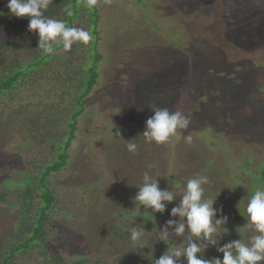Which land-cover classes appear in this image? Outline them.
Listing matches in <instances>:
<instances>
[{"label": "rangeland", "instance_id": "374dc122", "mask_svg": "<svg viewBox=\"0 0 264 264\" xmlns=\"http://www.w3.org/2000/svg\"><path fill=\"white\" fill-rule=\"evenodd\" d=\"M5 3L8 0H0V9ZM97 3L102 13V77L84 115L79 116L78 137L68 150L66 164L49 180L56 195L49 223L59 228L53 230L51 239L62 236L69 242L74 252L65 254L68 261L80 251L88 257V264L106 260L110 264H155L171 247H186L189 236L187 227L177 236L176 225H168L169 220L181 219L171 212L179 206L186 187H173L171 179L182 174L193 178L198 173L208 177L204 199L215 200L214 221L224 223L212 237L215 244L203 237L192 239L203 246L198 258L222 260L224 253L219 248L232 241L247 242L256 234L243 210L253 186L264 187L260 174L264 171V0ZM5 29L0 26V38L10 31ZM50 84L30 82L29 91L24 84V97L0 98V194L8 191L7 203L15 195L6 188L4 178L11 166L2 154L16 152L23 138L16 135L4 145L7 133L22 126L21 121L31 122L29 130L33 131L39 119L52 112V103L59 102L54 94L58 85L53 90L55 85ZM43 86L50 88L43 92L46 99L32 97L31 91L37 89L40 94ZM67 87L72 90L69 85L59 91ZM29 92L32 99L25 96ZM155 108L180 111L190 123L167 142H149L143 132ZM129 143L137 145L135 152L128 150ZM37 150L30 154L47 156V150L36 154ZM207 158L212 161L206 164ZM146 172L157 179L161 190L176 193V201L170 202L157 228L137 244L115 240L110 234L115 219L126 229L128 222L144 225L135 197ZM128 209L139 211L135 218L120 219L117 213ZM16 220V208L0 201V250L11 243L12 238L4 236L13 231ZM166 228L167 240L161 237ZM170 239L175 241L171 245ZM25 252L18 250L14 256L20 258ZM176 264H188L186 257L176 259Z\"/></svg>", "mask_w": 264, "mask_h": 264}, {"label": "trees", "instance_id": "16d2710c", "mask_svg": "<svg viewBox=\"0 0 264 264\" xmlns=\"http://www.w3.org/2000/svg\"><path fill=\"white\" fill-rule=\"evenodd\" d=\"M7 5L8 3H5L0 9V26H5L7 30L10 28V31L0 38V98L11 96L13 101L17 96L24 97V84L28 90L30 82L33 85L35 82L48 81L51 82L50 85H55L53 90L58 85L54 94L59 102L52 103L50 107L52 112L41 117L33 131L29 130L33 125L31 122L21 121L22 126L12 128L10 133H7L4 145L12 142L16 135H23V138L17 144L16 152L11 155L2 154L11 166L9 175L4 178L6 188L15 195V199L7 203L5 200L8 196L7 191L0 194V201L6 206L16 208L18 220L13 223V231L7 234V237L4 236L12 239L7 249L0 250V264H88V257L80 251L72 255L74 260L68 261L64 257L65 254L74 252L69 242L63 240L62 236L51 239L53 230L59 228H53L49 223V209L56 200L49 180L53 173L60 171L66 164L68 150L78 137L79 116L84 115L88 100L102 77L99 70L100 61L104 56L99 49L102 35L99 29L101 7L99 3L93 8L87 7V0H52L45 12L46 16L64 20L68 27H83L90 32L92 38L87 44L74 43L69 52H65L60 45L54 54L49 55L38 48V33L28 30L29 18L14 16ZM104 7L106 8L105 5ZM66 9L72 12L71 16L67 14ZM152 84L155 85L156 82L153 80ZM69 85L72 90L67 87L59 91L60 88ZM46 87H40L42 94H36L37 89L32 90V97L38 95L46 99L45 93L50 91V88ZM73 87H76L74 92ZM31 92L25 95L28 99H32ZM62 125H65V128H62ZM15 130L18 131L14 132ZM180 131L181 129H178L177 134ZM32 133L35 137L31 136ZM35 139L41 140L39 142ZM33 149H38L36 154L47 150V156H32L30 151ZM211 161L212 158L205 159L206 164ZM260 174L264 179V171ZM190 178H192L190 174L179 175L171 179L172 185L181 187ZM253 187L251 195L259 188ZM162 203L166 205V209L170 204L168 201ZM138 209L144 225L140 227L134 222H128L130 228L126 229L118 219H115L112 223L117 224H113L110 233L115 240L137 244L138 242H133L130 238L131 229H142L145 237L147 233L157 228L160 217L166 210L156 212L153 208L141 204H138ZM138 209H128L127 212L117 214L122 220L127 216L135 218ZM174 242L172 239L168 240L170 245ZM37 248L38 252L30 253ZM21 249L26 250L24 254H28L29 257H23L24 254L20 258L14 256L15 252ZM103 264L110 262L106 260Z\"/></svg>", "mask_w": 264, "mask_h": 264}, {"label": "clouds", "instance_id": "9594fccd", "mask_svg": "<svg viewBox=\"0 0 264 264\" xmlns=\"http://www.w3.org/2000/svg\"><path fill=\"white\" fill-rule=\"evenodd\" d=\"M52 0H8V9L19 18L28 17V30L37 32L39 36L38 48L45 54H54L56 48L63 46L65 52H69L76 42L87 44L91 37L90 32L83 27H68L66 21L48 17L45 12ZM97 0H87V7L96 6ZM67 11V9H66ZM69 16L71 11H67ZM154 115L146 121L144 137L157 143L167 142L170 137L176 136L178 129H186L190 123L189 117L180 111L171 112L167 108L153 109ZM190 140L191 137H188ZM130 152H135L137 145H127ZM208 183V177L198 175L187 180L186 187L182 192L179 206L173 207L171 215L180 216V221L169 220L168 225L175 224V234L181 236L186 227L189 232L187 246L171 247L169 251L155 264H176V259L186 257L188 264H261L264 262V187L257 188L250 196L244 215L248 217L249 224L254 226L255 235L245 242L242 240L232 241L219 248L224 253L223 259L214 258L211 261L200 259L197 253L202 252L203 246L193 241V237L212 240L218 233V226L224 223L222 219H215V200L204 199V185ZM176 193L169 190H161L156 178L146 172L143 184L135 197L139 204L153 208L156 212H163L166 205L162 201L172 202ZM186 218V221H185ZM144 236L142 229H131V240L138 242ZM165 240L168 238L167 228L161 234ZM235 251V255L233 254Z\"/></svg>", "mask_w": 264, "mask_h": 264}]
</instances>
